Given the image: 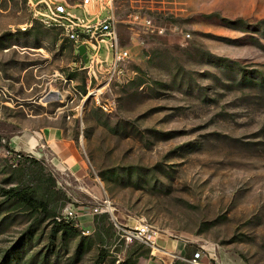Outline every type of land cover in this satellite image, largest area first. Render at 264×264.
<instances>
[{"label":"rangeland","instance_id":"rangeland-1","mask_svg":"<svg viewBox=\"0 0 264 264\" xmlns=\"http://www.w3.org/2000/svg\"><path fill=\"white\" fill-rule=\"evenodd\" d=\"M116 1L130 59L107 82L61 31L30 27V0H0V264H264V0ZM54 119L78 175L39 135ZM141 221L157 249L115 226Z\"/></svg>","mask_w":264,"mask_h":264},{"label":"built area","instance_id":"built-area-1","mask_svg":"<svg viewBox=\"0 0 264 264\" xmlns=\"http://www.w3.org/2000/svg\"><path fill=\"white\" fill-rule=\"evenodd\" d=\"M100 10L108 11V16H91L86 10L84 16H77L67 10V7L59 0H37L34 4L29 3L31 22L40 23L49 29H56L62 32V35L69 41L84 45L87 48L88 63L85 64L81 59L83 69L87 71L91 80L98 79L101 75H106L107 82H113L121 79L126 73V63L130 59V52L120 44V34L117 28L116 15L120 8L117 7L116 0H97ZM95 3V0H83V6L89 7ZM128 25H137L143 28L162 31L154 28L152 20L139 13L128 17ZM105 47L107 52L106 59H102L101 51ZM113 52V61L110 63L111 53ZM62 78V77H61ZM19 159V160H18ZM21 156H17L19 162ZM104 206V207H103ZM113 208L107 202H103L97 207L90 209L86 213H81L72 207H67L62 218H57L58 223L72 224L79 226L84 216L101 215L112 211ZM115 226L122 234L121 238L126 245L134 242H140L153 249H157V240L159 233L154 230L146 221L137 223L134 227H126L115 222ZM200 253L194 256V262L198 264Z\"/></svg>","mask_w":264,"mask_h":264},{"label":"crops","instance_id":"crops-1","mask_svg":"<svg viewBox=\"0 0 264 264\" xmlns=\"http://www.w3.org/2000/svg\"><path fill=\"white\" fill-rule=\"evenodd\" d=\"M59 1L67 7L68 11L77 16H84L86 14V10L91 16L97 15L102 17V14L104 12L108 13V11H103L99 9V3L97 2V0H95V3L92 6L86 7V9L83 6V0ZM35 2H37V0H30L31 4H34ZM119 16L120 14L116 15L117 23ZM66 40L69 42L71 53L73 54V56L77 57L81 63V58L78 56L76 51L79 45L69 41L68 39ZM37 121L38 120H34L32 123L35 124L37 123ZM41 128L42 129H40L41 131L39 135L46 148H48L50 152L55 156V160L64 163L65 167L69 168L73 174H77V171H82V169L84 168L82 167L83 162L81 156L75 148L73 140L66 134L65 129L60 125H57L55 119L53 120V122H51L50 126Z\"/></svg>","mask_w":264,"mask_h":264},{"label":"trees","instance_id":"trees-1","mask_svg":"<svg viewBox=\"0 0 264 264\" xmlns=\"http://www.w3.org/2000/svg\"><path fill=\"white\" fill-rule=\"evenodd\" d=\"M9 194H13V196L18 197L22 202H24L27 206H29L32 210L36 212L45 211L43 209V205L37 201H35L31 195L26 190H22L20 192H16L15 190H11L8 192ZM61 226H67L68 224L59 223Z\"/></svg>","mask_w":264,"mask_h":264},{"label":"water","instance_id":"water-1","mask_svg":"<svg viewBox=\"0 0 264 264\" xmlns=\"http://www.w3.org/2000/svg\"><path fill=\"white\" fill-rule=\"evenodd\" d=\"M78 56L84 61L85 64L88 63V53L87 48L84 45H81L77 48Z\"/></svg>","mask_w":264,"mask_h":264},{"label":"bare ground","instance_id":"bare-ground-1","mask_svg":"<svg viewBox=\"0 0 264 264\" xmlns=\"http://www.w3.org/2000/svg\"><path fill=\"white\" fill-rule=\"evenodd\" d=\"M55 95H57V94H55ZM51 96H52V95H49V99H51Z\"/></svg>","mask_w":264,"mask_h":264}]
</instances>
